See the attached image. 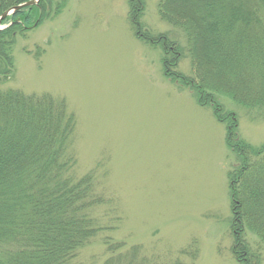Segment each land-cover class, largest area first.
Returning <instances> with one entry per match:
<instances>
[{
  "label": "rangeland",
  "instance_id": "rangeland-1",
  "mask_svg": "<svg viewBox=\"0 0 264 264\" xmlns=\"http://www.w3.org/2000/svg\"><path fill=\"white\" fill-rule=\"evenodd\" d=\"M160 1L145 0L141 21L180 47L178 71L191 76L186 36L161 20ZM66 4L59 16L18 39L15 76L0 90L52 95L76 117V173L96 172L114 210L95 212L103 230L79 261L102 264L110 239L142 246L164 264H242L234 253L228 178L237 158L225 142L226 126L191 89L165 77L162 46L135 36L127 0ZM38 48L40 58L34 57ZM218 99L235 113L239 136L263 145L264 116L226 96ZM243 235L264 264V241L249 230Z\"/></svg>",
  "mask_w": 264,
  "mask_h": 264
},
{
  "label": "trees",
  "instance_id": "trees-1",
  "mask_svg": "<svg viewBox=\"0 0 264 264\" xmlns=\"http://www.w3.org/2000/svg\"><path fill=\"white\" fill-rule=\"evenodd\" d=\"M30 1L0 0V16ZM127 1L135 36L162 46L165 77L191 89L226 126L225 142L237 158L228 172L234 253L242 255V264H260L242 237L249 230L264 241V144L255 147L239 136L235 113L225 110L218 95L264 116V0L160 1L161 20L186 36L191 76L178 71L180 47L145 29V0ZM67 2L40 0L3 20L0 84L15 76L18 39L59 16ZM43 53L38 48L34 57ZM67 107L49 94L0 90V264H86L80 252L103 230L95 212L103 206L114 211L96 172L76 173V117ZM104 245L109 257L102 264H164L142 246L127 248L110 239Z\"/></svg>",
  "mask_w": 264,
  "mask_h": 264
},
{
  "label": "water",
  "instance_id": "water-1",
  "mask_svg": "<svg viewBox=\"0 0 264 264\" xmlns=\"http://www.w3.org/2000/svg\"><path fill=\"white\" fill-rule=\"evenodd\" d=\"M39 2H40V0H33V1H30V3L28 2V3L21 4V5H19V6L15 7V8H13V9H11V10L5 12L2 16H0V30L5 29V28L3 27V25H2V22H3V20H4L5 18H7L8 16L14 14V13L17 12V11L20 12V10H22V9H24V8L31 7V6H36V5L39 4Z\"/></svg>",
  "mask_w": 264,
  "mask_h": 264
}]
</instances>
